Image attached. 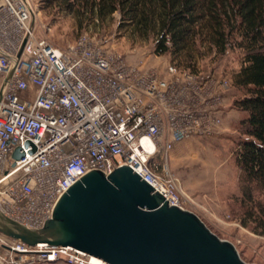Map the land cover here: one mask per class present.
I'll list each match as a JSON object with an SVG mask.
<instances>
[{
	"label": "built area",
	"instance_id": "1",
	"mask_svg": "<svg viewBox=\"0 0 264 264\" xmlns=\"http://www.w3.org/2000/svg\"><path fill=\"white\" fill-rule=\"evenodd\" d=\"M36 12L29 0H0V213L42 229L86 175L126 166L188 211L194 202L170 172V154L222 133L232 82L170 63L163 72L146 59L130 63L89 32L58 48L38 35ZM0 264L107 263L0 235Z\"/></svg>",
	"mask_w": 264,
	"mask_h": 264
},
{
	"label": "trees",
	"instance_id": "2",
	"mask_svg": "<svg viewBox=\"0 0 264 264\" xmlns=\"http://www.w3.org/2000/svg\"><path fill=\"white\" fill-rule=\"evenodd\" d=\"M43 6L74 16L80 28H99L118 14L119 29L136 40L155 38L157 54L193 73L206 54L240 52L233 81L241 96L233 108L247 115L235 154L242 225L264 238V0H44Z\"/></svg>",
	"mask_w": 264,
	"mask_h": 264
},
{
	"label": "water",
	"instance_id": "3",
	"mask_svg": "<svg viewBox=\"0 0 264 264\" xmlns=\"http://www.w3.org/2000/svg\"><path fill=\"white\" fill-rule=\"evenodd\" d=\"M15 159L22 158L17 152ZM0 235L29 246L73 248L107 264H246L190 211L169 201L129 166L93 171L58 202L39 230L0 213Z\"/></svg>",
	"mask_w": 264,
	"mask_h": 264
},
{
	"label": "rangeland",
	"instance_id": "4",
	"mask_svg": "<svg viewBox=\"0 0 264 264\" xmlns=\"http://www.w3.org/2000/svg\"><path fill=\"white\" fill-rule=\"evenodd\" d=\"M29 1L37 8L35 26L38 35L58 48L75 43L89 32L130 63L146 59L162 72L167 64H172L169 54L156 53L155 38L136 40L126 30L119 29L118 14L99 28H80L74 16L62 14L56 8L43 9L44 0ZM154 53L158 55L157 59ZM240 62L241 54L234 50L224 56L206 54L199 59L198 74L215 75L232 82L221 113L224 127L216 137L195 138L178 144L170 154L169 168L181 183L182 191L194 202L188 205V211L197 215L220 240L233 244L246 264H264V238L242 225L241 171L236 165L235 154L247 129L243 124L247 115L233 108L234 100L241 96L233 81Z\"/></svg>",
	"mask_w": 264,
	"mask_h": 264
},
{
	"label": "crops",
	"instance_id": "5",
	"mask_svg": "<svg viewBox=\"0 0 264 264\" xmlns=\"http://www.w3.org/2000/svg\"><path fill=\"white\" fill-rule=\"evenodd\" d=\"M1 89H2V79L0 77V94H1Z\"/></svg>",
	"mask_w": 264,
	"mask_h": 264
}]
</instances>
